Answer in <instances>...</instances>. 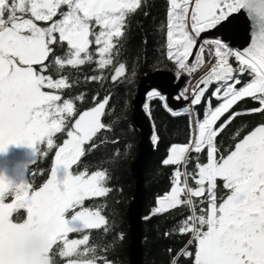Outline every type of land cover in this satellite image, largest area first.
Wrapping results in <instances>:
<instances>
[{"label":"snow or ice","instance_id":"6c2138e0","mask_svg":"<svg viewBox=\"0 0 264 264\" xmlns=\"http://www.w3.org/2000/svg\"><path fill=\"white\" fill-rule=\"evenodd\" d=\"M249 2L170 0L167 56L178 66L177 77L183 73L191 76L203 65L205 44L214 46L215 55V63L191 90V104L200 105L209 88L215 85L207 98L204 117L202 120L196 117L190 142L172 146L163 161L177 168L170 192L154 210L159 214L188 206L191 214L178 222V232L193 234L188 243L195 242L194 264H264V123L235 143L234 148L230 145L226 155L218 156L217 147V137L239 116L264 113V31L256 34L258 43L254 41L242 51L228 46L225 41L230 37L205 41L198 47L194 62H188L201 33L218 25L227 33L229 16ZM140 7L141 0H0V153L6 152L10 144H46L48 150L58 147L50 178L38 190L30 182L13 184L0 176V264H15L4 258L5 244L20 238L27 230L40 228L48 234L47 264H54L51 253L58 242L63 245L58 251L62 257L71 256L80 245L88 244L89 235L69 240L70 233L100 229L108 224L99 209L85 207L86 200L105 197L111 191L106 186L107 171L89 174L85 170L74 174L72 166L84 155L83 146L110 127L102 122V117L111 96L102 99L93 96L94 106L78 112L73 98H62L59 92L72 86L68 77L53 79L46 73L53 65L61 70L86 63H95L99 69L111 65L113 49L118 50V38L124 35L128 17ZM57 15L59 19L54 20ZM36 21L52 23L41 27ZM93 44L94 52L90 50ZM232 57L238 62L235 68L229 63ZM125 71V64L120 63L112 81L116 82ZM245 73L250 79L242 82ZM147 98L164 100L158 91L148 92ZM246 98L260 107L235 111V106ZM76 99L83 101L84 96ZM177 99L188 100L189 89L185 87ZM213 99L218 102L216 106ZM186 112L187 107L171 114ZM62 132H66L67 139L57 146L54 137ZM152 139L155 142L158 137ZM205 149L206 163L201 162L199 155H189ZM192 160L195 167L188 171L187 165ZM189 179L196 187L190 186ZM218 181L224 190L219 202ZM205 193L207 208H201L197 215L192 198ZM6 194L14 195V201L6 203ZM22 209L26 210V218L14 219L13 214ZM95 251L85 248V254ZM181 254L193 256V252L181 249L173 256L172 264H178ZM96 261L94 256L69 264H96ZM102 264L111 262L103 259Z\"/></svg>","mask_w":264,"mask_h":264},{"label":"trees","instance_id":"16d2710c","mask_svg":"<svg viewBox=\"0 0 264 264\" xmlns=\"http://www.w3.org/2000/svg\"><path fill=\"white\" fill-rule=\"evenodd\" d=\"M170 8V0H141V7L134 14H130L127 20L124 35L118 38V50L113 49V63L105 69H99L95 63H86L77 68L65 67L58 72V76H67L71 87L65 89L63 94L73 98L79 107L89 109L94 106L92 97L103 98L111 96L109 105L105 109L102 122L110 125L101 130L86 144V150L81 158V164L85 169L95 172L106 170L109 176L106 186L111 191L105 197H97L93 208L99 209L105 216L108 224L92 232L88 246L95 248L93 254L106 255L115 264H130L128 251L130 243V227L127 209L135 190V180L131 173V164L138 153L140 139L139 129L132 119L133 99L136 95L140 78L156 70H168L177 73L178 66L175 61L167 56V15ZM96 46L91 45L94 52ZM214 49V46L211 45ZM94 59L97 57L94 56ZM120 63L125 64V74L116 82L112 81L115 69ZM233 66H238L235 58H230ZM100 77L98 80L87 79L91 76ZM250 79L245 73L242 82ZM215 85L209 88L200 105H194V117L200 120L204 117L207 98ZM83 95V101L76 97ZM218 102L213 99L212 104ZM260 105L251 98L239 102L234 110L258 108ZM147 112L154 125L155 157L149 164L145 174V186L147 189L146 200L143 207V264H172V258L181 249L193 252L190 249L195 245L192 233L180 234L178 232L179 221L191 214L188 206L182 205L163 213H155L159 207V200L171 190L172 179L177 165H165L163 161L170 155V149L174 145H186L191 140V114L172 115L166 106L165 99H151L147 103ZM228 114L226 113L225 116ZM224 117H221L223 120ZM220 122H218L219 124ZM264 123V113L241 115L217 137V147L220 153L234 148L241 136ZM95 145V147H93ZM190 156L199 155L202 163L207 162V149L202 153L191 152ZM195 167L192 160L188 165V171ZM192 187H196L194 181L189 179ZM196 214L200 213V200L194 201ZM105 227L108 231H105ZM167 233V235H166ZM169 250H172L171 253ZM194 257L180 255L178 264H192Z\"/></svg>","mask_w":264,"mask_h":264},{"label":"water","instance_id":"95a60500","mask_svg":"<svg viewBox=\"0 0 264 264\" xmlns=\"http://www.w3.org/2000/svg\"><path fill=\"white\" fill-rule=\"evenodd\" d=\"M228 22H230V26L227 33L224 28L218 25L215 29H209L201 33L199 38L212 37L222 38L223 40L225 37H230L226 42L241 51L251 46L254 41L258 43L256 34L264 31V0H250L246 7L229 16ZM183 83V76L177 77L175 73L168 70H156L140 78L133 99L132 119L139 129L140 139L137 156L131 164L135 190L127 209L130 227L128 247L130 264H143V207L147 194L145 174L156 153L155 142L152 139L154 125L147 112L149 101L147 93L158 91L164 97L166 106L171 111L182 110L185 107L188 108L191 104V99H177L180 96L179 92Z\"/></svg>","mask_w":264,"mask_h":264},{"label":"flooded vegetation","instance_id":"af4514ba","mask_svg":"<svg viewBox=\"0 0 264 264\" xmlns=\"http://www.w3.org/2000/svg\"><path fill=\"white\" fill-rule=\"evenodd\" d=\"M36 23L43 24L44 22L36 21ZM45 63H48V61H46ZM60 70L61 69L53 65V67H51L46 74L52 75L53 79H59L61 78L60 76H58V72ZM64 90L65 89L59 90L60 94L62 95V98H70L69 96L63 94ZM49 91H53V90H49ZM74 103L76 104L78 112L87 110L85 106L79 107L78 103L75 100ZM72 119L74 120L75 118ZM254 128L244 133L240 139H242ZM65 139H67L66 132L57 133L54 137V143L57 146H62ZM86 144L83 146L84 152L86 150ZM39 148L41 153L40 155H39ZM56 151H58V147L48 150L46 144H41L36 146H29L26 144H20V145L10 144L6 152L0 153V176L6 177L13 184L30 182L32 183V188L34 190H38L39 187H42L43 184L47 181V179L50 178L51 167L54 165ZM44 153H46V155ZM81 158L82 156L77 161V163L72 166L73 173L77 174L79 172H83L86 170L89 174H92L93 172L85 169L84 166L81 164ZM33 173L36 174L35 179H33ZM223 191L224 190L222 188V182L218 181L217 184L218 202L220 200L221 195L223 194ZM206 197H207V193H205V195L202 197H197L200 201L202 200L204 201L203 204L200 203L201 208H207ZM96 198L86 200L85 207H89L95 210L93 208V204ZM13 201H14V195L6 194L5 202L11 203ZM13 217L14 219H19V220L26 218V210L22 209L18 213H14ZM94 230L96 229L85 230V232L83 233H70L68 238L69 240L82 239L83 235L87 234L89 235V240H90L91 234ZM41 238L49 241L48 234L40 228L30 229L25 231L20 238L14 240L10 244H5L3 250L4 258L6 260L15 262V264H38V261L33 260L29 262L23 259L22 257L15 256L14 253L18 248L22 249L26 247L32 239H41ZM62 247H63L62 242H58L57 245L53 246V251L51 253V256L54 261V264H69V261L79 262L85 259H91L94 256L97 257L96 264H102L103 259H107L108 261L111 262V264H115V262L113 260H110L106 255H97V254H93L92 252L85 254V248H91L88 246V244L80 245L75 253L67 257H62L58 255V251L62 249ZM190 249H194L195 252V245L192 246Z\"/></svg>","mask_w":264,"mask_h":264},{"label":"built area","instance_id":"2783aa9c","mask_svg":"<svg viewBox=\"0 0 264 264\" xmlns=\"http://www.w3.org/2000/svg\"><path fill=\"white\" fill-rule=\"evenodd\" d=\"M191 31V29H189ZM216 38H212V37H206L204 39H200L199 37L197 38V48L195 50V48L193 49V56L192 57H189V63H193L194 62V57L195 55L198 54V47L200 46L201 43L205 42V41H210V40H215ZM226 42V41H225ZM228 43V46L230 48H232L233 50H237L235 47L231 46ZM205 53H204V63L201 67H198L197 70L192 73L191 76H188L186 73H183L181 74L180 76H183L184 77V83H183V86L182 88L180 89V92L185 88L187 87L189 89V92L199 83V81L207 74V72L210 70V67L212 66V64L215 63V55H214V49L211 48V45L209 44H205ZM229 63H230V58H229ZM235 68V66H233ZM189 99H191V95H189ZM193 106L192 104H190V106L188 107V112L191 114V119H192V124H191V139L193 137V132H194V129H195V117H194V110H193ZM219 122V121H218ZM217 122V123H218ZM181 170L183 171L184 170V166L181 165ZM190 184V183H189ZM191 186V185H190ZM170 192V191H169ZM167 192V193H169ZM165 193L163 195V197L167 194ZM161 197V199L163 198ZM182 199H184V197L182 196L181 197ZM197 198V197H193V201L194 199Z\"/></svg>","mask_w":264,"mask_h":264},{"label":"clouds","instance_id":"9594fccd","mask_svg":"<svg viewBox=\"0 0 264 264\" xmlns=\"http://www.w3.org/2000/svg\"><path fill=\"white\" fill-rule=\"evenodd\" d=\"M49 248V241L41 239H32L30 243L22 248L17 249L14 253L17 257H22L26 261H38V264H47V252Z\"/></svg>","mask_w":264,"mask_h":264},{"label":"rangeland","instance_id":"374dc122","mask_svg":"<svg viewBox=\"0 0 264 264\" xmlns=\"http://www.w3.org/2000/svg\"><path fill=\"white\" fill-rule=\"evenodd\" d=\"M61 10H64V8L62 7ZM53 19H54V20H55V19H59V15H57V17H54ZM42 22H44V23H43V24H39V23H38V25L41 26V27H47V26H49V25L52 23V21H48V22L42 21ZM90 48H91V46H90ZM203 60H205V59L203 58ZM200 67H201V66H200ZM235 67H237V66H235Z\"/></svg>","mask_w":264,"mask_h":264},{"label":"bare ground","instance_id":"6f19581e","mask_svg":"<svg viewBox=\"0 0 264 264\" xmlns=\"http://www.w3.org/2000/svg\"><path fill=\"white\" fill-rule=\"evenodd\" d=\"M189 95H191V91L189 92Z\"/></svg>","mask_w":264,"mask_h":264}]
</instances>
